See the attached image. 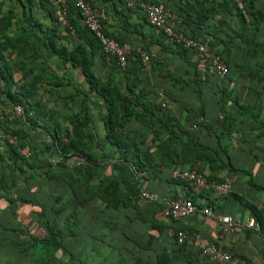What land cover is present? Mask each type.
Listing matches in <instances>:
<instances>
[{
  "label": "trees",
  "instance_id": "1",
  "mask_svg": "<svg viewBox=\"0 0 264 264\" xmlns=\"http://www.w3.org/2000/svg\"><path fill=\"white\" fill-rule=\"evenodd\" d=\"M18 1L23 5V1ZM36 1L38 4L43 1L49 5V14L54 20L53 28L48 30L49 36L44 35L45 31L41 29L42 26L39 22L32 17L30 18L27 13L22 14L24 20L16 17L12 11H8L6 15L0 18V95L7 105L22 107L24 116L23 119L13 122H0V133L17 138L15 145L0 140V264H85L80 257L74 263L71 251H67L69 247L67 244L76 240L73 244H76L78 251L87 247L88 238H84L82 235H86L83 231L90 227L85 222V218L88 216V209L93 201H100L105 210L110 209L119 212L116 214L118 217L114 216L115 218L108 222L111 225V230L117 229L122 218L124 225L127 224L129 227H134L137 223L147 219L144 218L140 206L134 203L133 198L121 189L117 177L101 178L96 185H90L81 181L72 169L58 170L49 162L48 167L54 168L55 171H50L47 174V169V172L44 173L45 178L49 177L56 182L55 186L51 184L54 190L60 189L69 194V199L62 202L63 206H59L58 202H56L57 205L51 207L45 206L46 201H40L35 197H26L24 191L17 193V186L20 182L19 176H22L21 182L24 185L30 183L29 181L40 184L43 179V171L37 170L42 167L39 162L45 153L53 152L60 157L77 159L86 165L98 166L109 160L108 155L101 151V145L95 140L92 133L93 113L87 98L83 96L79 88H75L76 94L72 93L65 98L69 107L77 111H71L67 116L68 126L63 130L62 137L58 136L57 123L49 122L50 117L44 121L45 126H43L37 122L38 117L35 114L31 115L29 111L30 101L36 86L42 84L41 73L46 69V67H42L46 60L45 50H51L70 67L79 68L90 90L95 91L102 99L105 106V113L102 114L104 141L119 154L120 159L131 164L136 174L144 178L154 177V174L172 168L170 176H159L161 180L168 183L175 181L178 184L188 185L184 181H177L173 178V173L176 170L202 173L207 167L208 173L205 175L207 181L216 183L224 182L227 179L223 176L219 177L223 171L230 174L238 172L231 165L226 146L220 141V135L224 136V132L229 130L222 129V132L219 133L217 127L213 126L212 122H208L206 118L207 108H204L206 100L201 86L203 79L207 82L214 80V86L219 89V80L227 77L208 75L204 72L205 60L203 57L192 52L195 60L192 63L188 59V50L171 43V45L176 46V52L184 63L188 65L191 63L194 67L191 85L195 86V101L197 102V106H195L188 103L187 100L183 102L173 99L181 109L180 114L183 115L176 118L169 109L161 106L158 91L156 89L151 90L148 84L147 87L143 84L142 64L135 52L127 57V68L123 73L126 78V86L122 90L116 80V74L119 73L120 69L116 65L115 59H110L109 66L111 68L110 74H113L115 78L108 77L105 79L94 73L93 67L96 58L101 56L103 61L105 55L101 52L98 41L83 26L74 6H66V8L59 3L67 12L75 36L82 40V44L68 50L64 46L57 45L59 37H56L55 34L58 33V29H62L65 34L68 33L67 35L74 36V34L56 22L53 8L47 1ZM142 1L157 4L163 8L168 7L173 14L170 4H161L152 0ZM180 1H185L193 14L182 16V21L172 27L174 30L198 40L192 25L201 28L205 22L212 20L217 11L216 0ZM231 1L223 0L220 6L236 9ZM246 9L248 8L245 7ZM75 13L80 24L75 20ZM8 32H11V37L6 35ZM104 33L108 36L105 31ZM116 41L123 43V41ZM207 50L213 53L210 48ZM132 57H135L136 60L130 62ZM225 63L227 64V62ZM51 72L50 70L48 78L51 89L64 86V80L58 79V75ZM186 73L184 72L185 76ZM15 74L20 76L17 81L14 79ZM171 77V80H174L173 77L175 76ZM180 83L184 86V93H190L187 89L190 85L188 79ZM28 86L31 89H28ZM158 89L163 92L165 100L168 101V98L172 100L170 94L167 93L168 91L166 92L162 87H158ZM217 97L218 90L213 92L212 97L215 106L219 104ZM216 120L215 125L217 124ZM181 122L183 123L181 124ZM132 124H136L135 129L131 128ZM193 125L197 129L191 132L188 128ZM202 129L207 130L208 134L213 137L212 144H205L202 141ZM38 130H42L49 138L44 145L36 144L35 138L30 134L31 131L35 134ZM26 152L30 153V157L23 156L22 153L25 154ZM24 169H31L32 172L24 173ZM218 169L219 174L216 173ZM38 186L41 187V185ZM202 193L206 192L203 191ZM154 196L156 197V195ZM192 198H190L191 201ZM55 201L61 202V198L57 195ZM19 204L37 208L33 212L37 216L38 228L41 230L44 227L42 238L35 235L29 238L23 236L28 230L18 221ZM250 208L252 216L260 224L261 234L264 235L263 213L252 206ZM63 211L64 213H62ZM162 230L161 223L151 225L148 242L145 245L147 250L159 251L154 249L152 245L156 242L154 233H161ZM91 234L92 232L87 233L89 237ZM64 235H69L71 240L66 242ZM122 235L128 242L135 245L134 249L140 248L141 241L138 237H128L124 233ZM171 238L174 243L173 247L168 248L169 250L163 249L159 254H146L143 259L133 256L134 251H116L120 254V258L116 263L111 264H126V258L131 261L129 264H203L204 260L206 264H212L211 260L207 259L198 248L196 252L192 251V247L178 245L173 235ZM124 249L128 250L126 247ZM2 258H7L5 263H3Z\"/></svg>",
  "mask_w": 264,
  "mask_h": 264
},
{
  "label": "crops",
  "instance_id": "2",
  "mask_svg": "<svg viewBox=\"0 0 264 264\" xmlns=\"http://www.w3.org/2000/svg\"><path fill=\"white\" fill-rule=\"evenodd\" d=\"M21 1H23V5L18 0H0V18L6 15L8 11H12L16 17L24 20L22 14L27 13L30 18L32 17V19L39 22L42 26L41 29L45 31L44 35L49 36L48 30L54 26V20L49 14V5L43 3V1L39 4L36 0ZM56 1L63 7L73 5V0ZM88 1L93 5L106 9V19L102 25L103 30L109 37L128 43L132 47L140 48L149 56L150 60L147 64L141 63L143 69L142 82L146 87L148 84L151 90L156 89L159 92L158 87H162L166 92L168 91L167 93L170 94L172 100L168 98L166 109H169L172 115L176 118L183 116L180 114L181 109L177 102L175 103L173 99L183 102L187 100L188 103L197 106L195 86L191 85L194 67L191 63L189 65L184 63L176 52V46L171 45L172 42L165 39L160 31L149 25L141 11L126 9L120 0ZM152 1L172 6L173 14L170 25L173 27L182 21V16L193 14L185 1ZM215 3L217 11L214 13L212 20L205 22L201 28L193 25L192 28L194 27L196 32L197 41L203 42L204 44H202L206 49L210 48L214 54L228 64L227 66L224 62L228 69V75L226 79L219 80V89L214 86V80L207 82L203 79L201 81L202 93L206 100L204 108H207L206 118L208 122H212L219 133L222 132V129L229 130L224 132V136L220 135V141L226 146L231 165L238 172L230 174L223 171L219 174V169L216 171L219 177L223 176L225 179L227 178L226 180L232 182V191L228 194L215 196L202 192L193 193L190 185L178 184L175 181L168 183L161 180L159 176H170L172 168L162 170V173H156L153 175L154 177L144 178L141 175L139 177L131 164H127L120 159L119 154L104 141L102 114L105 113V106L99 95L90 90L80 69L70 67L69 64H65L53 54L51 50H45L46 60L45 65L42 67H46V69L41 73L43 82L36 86L33 98L30 101L29 111L31 115L35 114L38 117L37 122L43 126H45L44 121L50 117L49 122L57 123L58 136L62 137L63 130L68 126L67 116L71 111H77L69 107L65 102V98L72 93L76 94L75 88H79L83 96L87 98L88 105L93 113L92 133L95 140L101 145V151L108 155L109 160L98 166L86 165V163L84 164L77 159L64 158L49 152L45 154L43 165L48 167L49 162L58 170L70 168L79 176L81 181L90 185H96L101 178L117 177L121 189L133 198L134 203L140 206L144 218L147 219L144 222L137 223L134 227H129L127 224L122 225L123 232L118 236H114L117 229L112 230L111 236L108 234H104V236L102 233L108 230L105 226L108 223L100 221L96 224L93 222L98 216H94L96 213L101 212L105 217L104 205L98 200L90 204L88 210L92 208L93 210L88 213L90 217L85 218V222L90 227L83 231L86 235L84 234L82 237L88 238V244L93 242L98 244L101 241L107 242V237L110 236L111 242L107 246L113 251V261L111 263H116L120 258V254L116 251H134L133 256L142 259L146 254H159L163 249L173 247L174 241L171 238L173 231L182 230L200 233L206 243L215 244L223 251H228L233 257L244 260L246 264H264L262 235L243 226L247 219L253 217L250 206L261 211L264 216V0H243L244 9L237 10L239 12L236 11L237 8L228 9L224 6L225 9L220 6L223 0H216ZM245 7L248 9L245 10ZM74 17L80 24L76 13ZM36 34L38 35V32ZM67 34L62 29H58V33L55 34L56 37H59L57 40L58 46H64L71 50L82 44V40L77 38L75 34L74 36ZM6 35L11 37V32L6 33ZM188 53V59L194 63L193 53L191 51ZM135 60V57L130 58V62ZM109 66L110 60L102 61L101 56H98L93 71L101 78H115L113 74H110L111 68ZM50 70L51 73L58 75V79L64 80V86L51 89L48 80ZM184 72H187L186 76ZM123 73L124 71L119 70V73L116 74V80L122 90L126 86V78ZM173 75L175 76L173 77L174 80H171ZM19 77L18 74H15L14 79L17 81ZM185 79H188V84H190L187 87L190 93L187 94L184 93V86L180 83ZM28 89H31V87ZM217 90L219 104L215 106L212 97L213 92ZM215 119H217L216 125ZM131 128L135 129L136 124H132ZM188 130L190 129L188 128ZM202 133V141L205 144H212L214 139L208 134L207 130L202 129ZM30 134L35 138L36 144L44 145L49 139L42 130H38L35 134L31 131ZM101 151L99 152L102 153ZM47 169V174L50 171H55L52 167ZM23 172L31 173L32 171L31 169H24ZM207 173L208 168L206 167L200 174L205 176ZM42 175L44 178L40 184L29 181L30 183L24 185L20 182L17 191L20 193L21 190L27 194L30 189L33 191L36 187L45 189V187H49V184L56 185L53 179L45 178L44 173ZM18 178L20 181L23 180L22 176ZM38 185H41V187ZM19 187L21 188L19 189ZM57 191L59 192L58 196L63 200L62 202L69 199L68 193L60 189ZM142 191L154 194L157 198L153 202L145 201L139 196ZM191 197H193L192 203L197 208V212L193 215L178 221H168L163 217L162 211L169 201L183 198L191 200ZM203 208H210L213 217L203 216L200 212ZM110 214L114 215V211L110 210ZM221 216L232 218L234 225L230 231H222L221 225L216 219ZM112 218L115 217H107L108 220ZM121 223L124 224L123 218ZM160 223L163 230L161 233H154L156 242L152 245L154 249L159 251L151 252L145 248L150 227L152 224L157 225ZM89 232H92L90 237L87 235ZM123 233L128 237H138L141 241L140 248L134 249L135 245L128 242L122 235ZM125 247L128 250H125ZM196 249L192 247V251L196 252ZM206 258L211 260L208 256ZM125 263H131L129 258H126ZM98 264L103 263L99 262ZM203 264H206L205 260Z\"/></svg>",
  "mask_w": 264,
  "mask_h": 264
},
{
  "label": "built area",
  "instance_id": "3",
  "mask_svg": "<svg viewBox=\"0 0 264 264\" xmlns=\"http://www.w3.org/2000/svg\"><path fill=\"white\" fill-rule=\"evenodd\" d=\"M45 1L52 6L56 22L70 31L71 34H74L67 12L60 6V4L57 3L56 0ZM120 1L126 9L141 11L148 24L160 31L165 39L175 45L181 46L185 50L195 52L203 57L205 60V73L214 77H226L228 75V69L220 58L214 53L209 52L199 41L173 29L169 24V20L172 17L170 9L142 0ZM232 2L238 10L244 9L243 0H232ZM73 6L77 11L83 26L87 28L98 41L101 52L105 55V60L109 61L110 59H115L116 65L121 71H126L127 57L133 52L140 57V62L142 64H147L149 62V56L140 48L132 47L128 43H118L115 39L104 33L102 26L103 21L106 19V9L104 7L93 5L88 0H73ZM158 96L161 100V106L167 108L168 102L164 99V94L161 90L158 92ZM23 117L22 107L18 105H7L3 102L0 95V122H13L23 119ZM189 129V131L194 132L197 127L192 126L189 127ZM0 140H5L11 145H15L17 142L15 136H7L4 133H0ZM29 155L28 152L25 153L26 157ZM173 177L176 180L184 181L190 185V189L193 193H201L205 191L206 193L220 196L232 191V182L230 180H225L220 183L210 182L207 181L205 176L195 171L176 170L173 173ZM139 196L141 199L148 202H153L155 200L153 194L144 191L140 192ZM195 212H197V208L192 201L183 198L169 201L163 209L162 215L165 219L178 221L193 215ZM200 212L205 217H213L210 208H203ZM216 219L220 223L223 232L230 231L234 225L232 218L229 216H221ZM243 226L246 229L261 234L260 224L254 217L247 219ZM174 237L178 245L198 248L204 255L211 259L212 264H246L244 260L233 257L228 251H223L215 244L206 243L198 232L178 230L174 233ZM262 237L264 245V235H262Z\"/></svg>",
  "mask_w": 264,
  "mask_h": 264
},
{
  "label": "rangeland",
  "instance_id": "4",
  "mask_svg": "<svg viewBox=\"0 0 264 264\" xmlns=\"http://www.w3.org/2000/svg\"><path fill=\"white\" fill-rule=\"evenodd\" d=\"M45 154H47V153H45ZM45 154L40 158V162H39V163H41L42 167H40V169L37 170V171H39V170L43 171V173H46L47 172L46 170L48 168V167H46L47 165H45V166L43 165L44 158L46 156ZM42 178H44L43 175H42ZM20 182H19V184H20ZM21 187H19V189ZM57 190H54V187L49 184V187L48 188L45 187V189H39L38 187L33 189V191H31V189H30L27 192V194H25V195H27L26 197H28V196L30 198L35 197L40 201H46L45 203H47V204L45 206L51 207L53 205H57L56 202H58L59 206H63V204H62L63 200H61V202L55 201V196L59 195V192ZM17 193H19V192H17ZM20 193H21V190H20ZM59 202H60V204H59ZM34 210H37V208H34L31 205L28 206V205L19 204V206H18V210H17L18 217L17 218H18V221L21 222L22 225H24L26 227V229L28 230V232H26L23 235L26 238L32 237L33 235L37 236L38 238H42V236L44 235V232H43L44 227H42V229L40 230V228H38V226H37L38 225L37 216L33 212ZM92 210H93V208L88 210V212L91 213ZM62 213H64V211ZM104 213H105L104 214L105 217L101 214V212H99V214L96 213L94 216L95 217L97 215L98 216L96 217V219L93 222H95L96 224H98V222H100V221L108 223L109 220L107 219V217H113V216L118 217V215H116V214L119 212L114 211V215H111L110 209H109L108 211H104ZM65 214H68V213L65 212ZM89 217H90V215L87 216V218H89ZM119 225L117 227V233L114 234V236H118L121 232H123L122 231V225L124 226V224L121 223ZM105 226L108 230H105L104 233H102V234L103 235L108 234L111 236V233L113 231L110 229V225L105 224ZM114 232H116V231H114ZM110 236L107 237V242L106 241L100 242V243L98 242V244L96 242H93L91 244H88L86 247L87 249L85 248L82 251H78L76 249V244H73L74 242H76V240H73L71 242V244H67L69 246L67 251H71V253L74 257V263L76 262V259L80 257V259H82L85 264H98L99 262H102L103 264H110L113 261L111 249H109V247L107 246L111 242ZM64 237H65L66 242L68 240H71L69 235H64ZM60 251H62V250H60ZM59 255H60V253H59ZM63 259H65V258L63 257ZM6 260H7V258H2L3 263H5Z\"/></svg>",
  "mask_w": 264,
  "mask_h": 264
},
{
  "label": "clouds",
  "instance_id": "5",
  "mask_svg": "<svg viewBox=\"0 0 264 264\" xmlns=\"http://www.w3.org/2000/svg\"><path fill=\"white\" fill-rule=\"evenodd\" d=\"M27 153V152H26ZM29 153V152H28ZM24 156H25V154L24 153H22ZM30 154V153H29ZM26 157V156H25ZM28 157H30V155L28 156ZM27 158V157H26ZM154 195V194H153ZM155 199H156V197H155ZM178 231V230H177ZM175 233V232H174ZM174 233H172V235L174 236Z\"/></svg>",
  "mask_w": 264,
  "mask_h": 264
}]
</instances>
